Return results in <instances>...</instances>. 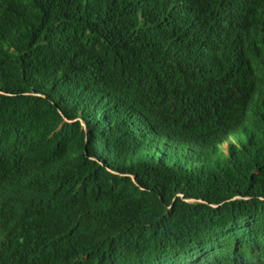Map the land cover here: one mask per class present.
I'll use <instances>...</instances> for the list:
<instances>
[{"label":"trees","instance_id":"trees-1","mask_svg":"<svg viewBox=\"0 0 264 264\" xmlns=\"http://www.w3.org/2000/svg\"><path fill=\"white\" fill-rule=\"evenodd\" d=\"M0 264H264V0H0Z\"/></svg>","mask_w":264,"mask_h":264},{"label":"rangeland","instance_id":"rangeland-1","mask_svg":"<svg viewBox=\"0 0 264 264\" xmlns=\"http://www.w3.org/2000/svg\"><path fill=\"white\" fill-rule=\"evenodd\" d=\"M86 125H84V127H85ZM84 127H83V129H84Z\"/></svg>","mask_w":264,"mask_h":264}]
</instances>
